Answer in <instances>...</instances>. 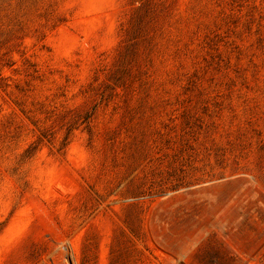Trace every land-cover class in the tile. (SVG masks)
<instances>
[{
    "label": "rangeland",
    "instance_id": "374dc122",
    "mask_svg": "<svg viewBox=\"0 0 264 264\" xmlns=\"http://www.w3.org/2000/svg\"><path fill=\"white\" fill-rule=\"evenodd\" d=\"M0 264H264V0H0Z\"/></svg>",
    "mask_w": 264,
    "mask_h": 264
}]
</instances>
